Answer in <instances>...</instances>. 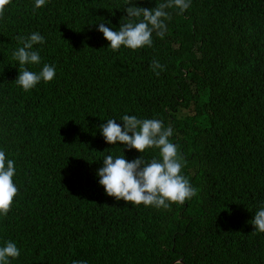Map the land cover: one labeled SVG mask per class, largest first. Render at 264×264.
I'll return each instance as SVG.
<instances>
[{
  "label": "trees",
  "instance_id": "1",
  "mask_svg": "<svg viewBox=\"0 0 264 264\" xmlns=\"http://www.w3.org/2000/svg\"><path fill=\"white\" fill-rule=\"evenodd\" d=\"M126 3L48 0L34 11L35 0H12L0 17V150L18 188L0 247L21 250L11 264H264V233L250 223L264 206V0H191L167 9L151 48L113 51L98 23L118 30ZM33 32L46 42L34 46L41 65L27 67L56 75L25 92L12 53ZM123 115L172 127L195 197L156 209L106 194L103 159L141 155L101 134Z\"/></svg>",
  "mask_w": 264,
  "mask_h": 264
},
{
  "label": "clouds",
  "instance_id": "2",
  "mask_svg": "<svg viewBox=\"0 0 264 264\" xmlns=\"http://www.w3.org/2000/svg\"><path fill=\"white\" fill-rule=\"evenodd\" d=\"M47 2L35 0L33 10L45 6ZM11 3L12 0H0V17H3L6 6ZM190 5L191 0H166L149 9L137 6L135 0H127L124 7L127 15L121 19L119 29L113 30L101 21L97 30L110 42L108 47L113 51H118L121 46L132 50L151 48L153 33L161 39L167 33L166 21L171 19L167 9L176 8L183 13ZM16 40L21 46L12 53L13 59L19 63V74L14 82L25 92L35 88L41 81L51 82L56 75L53 65L44 63L39 72L30 71L27 67L41 65L42 57L39 51L34 50V46L43 45L45 37L33 32L29 36L19 35ZM151 68L159 76L165 66L153 60ZM116 120L108 119L99 126L106 143L116 145L120 142L126 149H135L141 155L132 161L126 160L124 154L116 157L107 155L103 159V166L98 169L97 175L108 196L123 199L135 206L143 204L156 209H170L172 204L183 205L186 200L197 195V189L182 174L185 161L178 151L179 146L170 141L172 127H165L158 119H138L135 115H123L120 118L123 127ZM150 149H158L159 158L146 160L143 154ZM15 174V161L6 158V153L0 150V216L8 215L18 193L13 182ZM250 223L254 226V232L264 233V206L255 211ZM20 255L21 250L16 243L6 241L0 247V264H11L10 258L16 259ZM180 261L175 260L174 263ZM72 264L86 262L73 260Z\"/></svg>",
  "mask_w": 264,
  "mask_h": 264
},
{
  "label": "water",
  "instance_id": "3",
  "mask_svg": "<svg viewBox=\"0 0 264 264\" xmlns=\"http://www.w3.org/2000/svg\"><path fill=\"white\" fill-rule=\"evenodd\" d=\"M177 261H180V260H177ZM173 263H174V262H173ZM173 263H172V264H173Z\"/></svg>",
  "mask_w": 264,
  "mask_h": 264
}]
</instances>
